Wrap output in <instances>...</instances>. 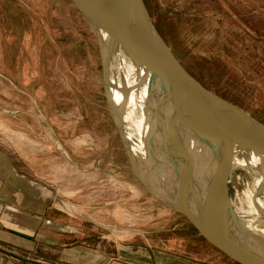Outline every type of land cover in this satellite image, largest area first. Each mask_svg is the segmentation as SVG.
<instances>
[{"label":"rangeland","instance_id":"obj_1","mask_svg":"<svg viewBox=\"0 0 264 264\" xmlns=\"http://www.w3.org/2000/svg\"><path fill=\"white\" fill-rule=\"evenodd\" d=\"M145 1L182 66L264 123V0ZM0 150L6 173L66 211L68 228L229 264L130 174L95 37L70 0H0ZM239 170L231 166V199L246 187Z\"/></svg>","mask_w":264,"mask_h":264},{"label":"water","instance_id":"obj_2","mask_svg":"<svg viewBox=\"0 0 264 264\" xmlns=\"http://www.w3.org/2000/svg\"><path fill=\"white\" fill-rule=\"evenodd\" d=\"M70 2L95 37L106 111L132 177L231 261L264 264V237L233 213L226 188L230 147L264 159V123L181 65L143 0ZM119 51L146 74L149 133L141 155L126 137L122 110L111 94L110 65ZM258 172L264 183V164Z\"/></svg>","mask_w":264,"mask_h":264},{"label":"crops","instance_id":"obj_3","mask_svg":"<svg viewBox=\"0 0 264 264\" xmlns=\"http://www.w3.org/2000/svg\"><path fill=\"white\" fill-rule=\"evenodd\" d=\"M5 165L0 150V264H222L118 241L94 226L68 228L66 211Z\"/></svg>","mask_w":264,"mask_h":264},{"label":"bare ground","instance_id":"obj_4","mask_svg":"<svg viewBox=\"0 0 264 264\" xmlns=\"http://www.w3.org/2000/svg\"><path fill=\"white\" fill-rule=\"evenodd\" d=\"M111 94L114 103L122 110L124 130L130 145L136 154H143L149 133V102L146 99V74L134 65L122 52L117 53L110 65ZM233 152L227 173L228 192L231 166L239 168V175L245 177L246 187L234 199L228 202L233 213L251 230L264 237V183L258 172L264 159L253 154H246L237 147H230ZM64 209H71L68 203L61 204Z\"/></svg>","mask_w":264,"mask_h":264},{"label":"trees","instance_id":"obj_5","mask_svg":"<svg viewBox=\"0 0 264 264\" xmlns=\"http://www.w3.org/2000/svg\"><path fill=\"white\" fill-rule=\"evenodd\" d=\"M144 1V4H145V6H146V8H147V4H146V1L145 0H143ZM147 10H148V8H147ZM149 12V11H148ZM150 14V13H149ZM154 26H155V24H154ZM155 28H156V30L158 31V33H159V35L161 36V32H160V30L158 29V27L157 26H155ZM174 54V53H173ZM175 56V55H174ZM176 57V59L180 62V60L177 58V56H175ZM181 63V62H180ZM182 65V64H181ZM194 77V76H193ZM195 78V77H194ZM196 80H198L197 78H195ZM199 81V80H198ZM200 82V81H199ZM201 83V82H200ZM202 84V83H201ZM203 85V84H202ZM204 86V85H203ZM191 226V225H190ZM191 228L197 233V231L195 230V228L194 227H192L191 226ZM200 236V235H199ZM203 240H205L202 236H200ZM206 241V240H205ZM207 242V241H206ZM210 245V244H209ZM211 246V245H210ZM212 248H214L213 246H211ZM215 249V248H214ZM216 251H218L217 249H215ZM225 257V256H224ZM227 258V257H226ZM231 261V260H230ZM233 263H235V264H238V263H236V262H234V261H232Z\"/></svg>","mask_w":264,"mask_h":264}]
</instances>
